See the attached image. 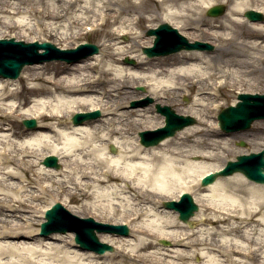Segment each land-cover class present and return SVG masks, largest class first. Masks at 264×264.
I'll list each match as a JSON object with an SVG mask.
<instances>
[{
	"label": "bare ground",
	"instance_id": "6f19581e",
	"mask_svg": "<svg viewBox=\"0 0 264 264\" xmlns=\"http://www.w3.org/2000/svg\"><path fill=\"white\" fill-rule=\"evenodd\" d=\"M219 4L226 6L220 17L204 14ZM250 10L263 20H248L243 13ZM159 22L188 41L206 33L211 39L204 42L226 59L202 49L148 58L142 49L154 39L144 32ZM87 27L103 31L97 54L27 65L17 79L0 77V240L7 241L0 244V264H51L40 256L53 264H189L191 258L200 264H264V183L238 172L200 185L226 160L229 135L217 126L224 105L217 99L254 91L248 77L264 67V0H0V39L51 41L68 49L84 42ZM135 85L152 100L193 94V101L176 109L196 123L143 146L136 131L161 128L165 120L152 116L150 107L126 109L129 100L140 99ZM94 110L101 117L92 122H68L74 113ZM30 118L37 121L34 129L15 125ZM261 125L252 126L264 131ZM52 155L61 169L42 165ZM183 192L198 206L189 229L176 212L160 209ZM45 195L66 197L63 206L74 215L82 217L71 203L96 221L128 225L134 238L100 234L116 251L97 255L78 249L71 234L67 242L56 234L49 237L62 245L44 253L36 246L45 239L32 227L43 221H35V214L49 207L38 209ZM166 239L179 248L170 250L171 262L162 252L168 250L154 244ZM70 247L83 253L72 254ZM11 255L15 263L1 262Z\"/></svg>",
	"mask_w": 264,
	"mask_h": 264
},
{
	"label": "water",
	"instance_id": "95a60500",
	"mask_svg": "<svg viewBox=\"0 0 264 264\" xmlns=\"http://www.w3.org/2000/svg\"><path fill=\"white\" fill-rule=\"evenodd\" d=\"M224 11V6H214L209 8L207 15L219 16ZM245 16L249 20H261L262 14L253 10L246 11ZM155 35L154 45L150 48H143V52L148 56H160L170 54V52L179 51L181 48L186 49H201L206 48L211 50L212 46L195 42H188L185 37L178 34L175 28H172L166 23L159 24L156 29H149L148 33ZM163 36L169 37L170 41L163 42ZM8 48L17 49V54H4ZM38 49H44L42 53H38ZM97 53V47L93 44L79 45L77 49L60 50L50 43H24L22 41H14L13 39H0V75L2 77L17 78L23 65L27 63H34L37 61H45L49 59H63L65 61H76L80 57H85L88 54ZM239 102L235 107L228 106L224 108L219 115L220 128L224 132H234L236 130H246L250 124L258 119L264 118V95H250L239 94ZM151 102L150 99H145L142 102H132L131 106H137ZM156 110L165 116V125L162 128L154 129L153 131L144 130L139 132L140 142L145 146H152L160 142L167 136H173L174 133L182 129L186 125L194 124L195 119L190 116H181L171 110L168 106L156 105ZM99 115L97 111L91 113H76L72 117L74 124H80L83 120L92 119ZM23 124L31 128L34 126L33 119L23 120ZM239 146H245L244 142H238ZM111 151L114 149L111 147ZM264 151L257 153H249L247 155H237L236 161H227L226 166L217 171V173L209 174L202 178V185L214 181L218 175L226 176L234 172H241L246 178H249L257 183H264ZM42 164L47 167H56L57 157L47 156L43 159ZM165 208L174 209L179 212L178 220L188 223L189 217L197 211V205L192 201L191 195L182 194L178 202H165ZM45 223L41 224L42 235L51 232H67L74 231L76 233L75 242L79 247L85 250H93L94 252L104 253L105 251H112L113 247L101 243L95 232H110L128 236V227L126 225H111L95 222L92 218L80 219L73 217L69 212L61 206L60 203H55L51 209L45 211ZM59 224L62 227H59ZM57 226V227H56ZM56 227V228H55ZM164 243V241H162Z\"/></svg>",
	"mask_w": 264,
	"mask_h": 264
},
{
	"label": "rangeland",
	"instance_id": "374dc122",
	"mask_svg": "<svg viewBox=\"0 0 264 264\" xmlns=\"http://www.w3.org/2000/svg\"><path fill=\"white\" fill-rule=\"evenodd\" d=\"M225 6V5H224ZM225 8H226V6H225ZM205 15H206V12L204 13ZM222 15V14H221ZM220 15V16H221ZM219 17V16H218ZM262 21V20H261ZM258 22H260V21H258ZM159 23H161V22H159ZM159 23H156V26L157 25H159ZM147 31L148 30H146L145 32H144V36H146V37H149L148 35H147ZM83 32H85V30H83ZM102 30H99V29H97V30H93V31H91V32H88L87 33V35L83 38V40L82 41H84V42H86V43H88V42H90V43H93V44H95L98 48H99V46H98V44L99 43H101L102 41H101V39H102ZM31 37H34V35H28L26 38H31ZM24 38V37H23ZM211 38H210V36H208L206 33H202L201 32V35H200V40H198V41H207V40H210ZM17 40H23V41H27V40H24V39H17ZM122 40H126V39H124V38H122ZM189 41H193V40H189ZM51 44H54L56 47L58 46V47H60V48H62V46L64 45H62V44H55V43H53V42H51V41H49ZM212 51V52H211ZM211 51H207V52H210V54L212 55V56H214V59H218V60H222V58H223V60H225L226 58L225 57H220V56H218V50H215L214 48L213 49H211ZM166 56V55H165ZM160 57H163V56H160ZM160 57H154V58H160ZM122 61H125V58L124 59H122ZM130 61V60H129ZM59 63L60 61H48V63ZM126 62V61H125ZM47 63V64H48ZM127 63V62H126ZM133 63V62H132ZM23 70V69H22ZM21 70V71H22ZM21 73V72H20ZM249 78V81L253 84V85H255L254 87H252L251 89H253L254 91H244V92H249V93H254V92H257V93H259V94H263L264 93V67L262 66V65H260V69H259V71L255 74L254 73V76H252V77H248ZM138 86L137 85H135V87L133 88V91L135 92V93H137L140 97V99H132V100H129L128 101V103H126V109H128V110H131L132 108L130 107V104L132 103V101L133 100H142V99H144V98H146V97H149V96H147V90H145V88H141V90L140 89H138L137 88ZM257 89V90H256ZM244 90H246L245 88H244ZM243 92V93H244ZM193 94H190V95H183V97H178V98H173V99H162V100H153L152 101V103H149V104H146V105H144L145 107H150V109L153 111V113H152V116L153 115H161L160 113H158L157 112V110H155V106H156V104H159L160 106H163V105H167V106H169L172 110H174L177 114H181V115H187V114H182L180 111H178V109H176V107L178 106V107H180V108H183L184 106H186V105H188L191 101H193ZM220 98H218L217 99V102L216 103H223L224 105H222L221 106V108L219 109V111H218V113L220 112V110L221 109H223L224 107H226V106H228L229 104H231V103H234V101L236 100V98H237V92H234V93H224L223 95H221V96H219ZM143 106V107H144ZM217 113V114H218ZM216 114V115H217ZM72 116V115H71ZM99 117H101V116H99ZM98 117V118H99ZM98 118H96V119H98ZM210 118V117H209ZM215 118H216V116H215ZM163 119H164V116H163ZM94 119H92V120H90V122H92ZM212 120L213 119H211L210 118V122H212ZM216 120H217V118H216ZM258 121H260L261 123H262V125L261 126H263L264 127V119H256V121H254L252 124H251V127L250 128H247L245 131H236V133H226V134H228L229 136H227L226 138V144H225V146H223L225 149H223L224 151H225V153L223 154V157L224 158H226V160H225V162H224V164L227 162V160L228 159H234V157L235 156H237V154H243V153H245V154H247L248 152H256L257 153V151H260V150H264V131H261V130H259V129H255L254 128V126H252L254 123H256V122H258ZM68 122H71V117L68 119ZM196 123V122H195ZM194 123V124H195ZM36 124H37V121H36ZM193 124V125H194ZM15 125H19V127L21 126V127H24L23 125H22V119H20V121H18V124H15ZM188 126H190V125H188ZM143 130H147V129H145V128H143L142 130H138V131H136V133H135V135L138 137V133L140 132V131H143ZM178 132V131H177ZM176 132V133H177ZM225 134V133H224ZM225 134V135H226ZM238 135H241V137L239 136V138L238 139H236V141L234 140V138H236ZM139 139V138H138ZM237 141H243V142H245V146L244 147H241V146H238L237 144H236V142ZM108 149V151L110 152V149H109V147L107 148ZM111 153V152H110ZM111 154H114V153H111ZM219 161V160H218ZM217 163V162H216ZM62 168V166H61V164H60V162H59V168H54V169H61ZM192 195V194H191ZM53 198H56V201L55 202H60L62 205L63 204H65V203H67V201H66V197H64L63 195H58V196H52V195H45L44 196V198L43 199H41L40 201H37L36 203L38 204V209H40V210H44L45 209V207H47V206H50V205H52L51 203H52V199ZM168 200H170V199H168ZM50 204V205H49ZM70 206L72 207V209H74L75 211H78V213L80 214V215H82V217H92L95 221H96V219L92 216V214L91 213H85V214H81L83 211H82V209H80L78 206V204H73V203H71L70 204ZM64 207V206H63ZM165 209L164 208V204H162V206L160 207V209ZM43 214H44V212H41V211H39L38 213H36L35 215V217H34V219H35V221H37V220H39V218H40V216L42 217V219H43ZM38 215V216H37ZM44 220V219H43ZM97 221H99V220H97ZM178 221V220H177ZM43 222V221H42ZM99 222H101V221H99ZM107 223H109V222H107ZM180 226H181V224H180ZM197 227V226H196ZM33 229H36V228H38L39 229V225H38V223L37 222H35L34 223V225H33V227H32ZM181 228H183L182 226H181ZM187 229H189L190 228V225H187V227H186ZM259 228V230H261V229H263L262 227L260 228V227H258ZM176 230H179V229H176ZM56 234H59V233H56ZM56 234H51V235H48V236H46V238H42V239H45V241H43V243H42V246H41V248H40V246L39 245H37L36 246V249H38V250H41V251H43L44 253H46L47 251H50L49 249H48V247H57V246H61L62 245V243L57 239V240H55V239H53V238H51V237H49V236H55ZM67 234H71L72 235V238H73V234L72 233H67ZM67 234H65V235H63V234H60V235H62V238H64V240L67 242V241H69V238L66 236ZM109 234V233H108ZM107 234V235H108ZM100 234H98V236H99ZM111 235V234H110ZM39 235L37 234L36 235V237H38ZM129 236H131V237H129ZM129 238L128 237H126V238H128V239H133L134 238V235H132V233H131V230H129ZM142 237H145L144 235H141ZM73 241H74V238H73ZM7 241H5V240H0V244H5ZM166 242H167V244L168 245H164V244H162L161 242H160V240H159V242L157 241H155V243L154 244H156L158 247H163V248H165V249H167L168 250V252L167 251H165V250H161L162 252H164L165 254H167V255H169V256H167L166 257V260L167 261H169V262H171V261H174V259H173V257H172V255H174V253H172L170 250H177V249H179V248H177L173 243H171V241H169V240H167L166 239ZM112 247H113V251H109V252H105V253H114L115 251H116V246H114V245H111ZM35 247V246H34ZM69 247V246H68ZM78 248V247H77ZM75 249V250H74ZM79 249V248H78ZM69 250H71V252L74 250V252L72 253V254H74L76 251H77V254L79 253V254H81V253H83L82 251H80V250H77L76 248H73V247H70V249ZM170 251V252H169ZM82 257H86V255H83ZM7 258V259H6ZM6 258H2L1 259V262H4V261H6V260H11V261H13L14 263H15V259H14V255H11V256H8V257H6ZM39 258V260H41L42 262H46V263H51V264H53V262L51 261V260H49L48 258L46 259V257H44V256H40V257H38ZM102 260V259H101ZM83 262L84 263H87L88 261L87 260H85V259H83ZM186 263H189V264H191V263H193V264H200L201 262H200V259H198V258H191L189 261H187Z\"/></svg>",
	"mask_w": 264,
	"mask_h": 264
}]
</instances>
